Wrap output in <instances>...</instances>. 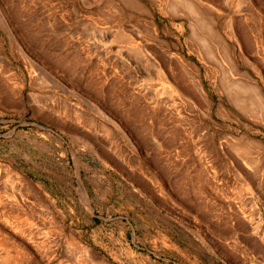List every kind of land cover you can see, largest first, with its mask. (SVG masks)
<instances>
[{
    "label": "rangeland",
    "instance_id": "rangeland-1",
    "mask_svg": "<svg viewBox=\"0 0 264 264\" xmlns=\"http://www.w3.org/2000/svg\"><path fill=\"white\" fill-rule=\"evenodd\" d=\"M189 1L0 0V264H264V0Z\"/></svg>",
    "mask_w": 264,
    "mask_h": 264
},
{
    "label": "bare ground",
    "instance_id": "bare-ground-1",
    "mask_svg": "<svg viewBox=\"0 0 264 264\" xmlns=\"http://www.w3.org/2000/svg\"><path fill=\"white\" fill-rule=\"evenodd\" d=\"M183 3H185V5H186V7H187V9L186 10H188L189 11V13H193V14H195V11H196V8H195V6H193L192 4H191V1H189V0H181ZM194 1V0H193ZM133 3H134V1H133ZM197 3V2H196ZM137 5V4H136ZM138 6V5H137ZM140 7V6H139ZM187 12V11H186ZM107 42L108 41H106V42H104V44H107ZM130 42V41H129ZM131 46V45H130ZM54 50H55V48H54ZM114 51H116L117 53H118V55L120 54L121 55V58H123V59H127L128 61H129V64H135L136 66H137V69H138V72L140 73V74H143L144 73V71H145V65H146V61H147V58H146V55L145 54H143L142 52H140V51H138L137 49H133V48H128L127 50H126V52H123V49H122V47L121 46H119V47H115L114 48ZM58 54V53H57ZM119 55V56H120ZM49 56V55H48ZM53 56V55H52ZM50 58V57H49ZM59 58V57H58ZM55 59V58H54ZM72 59V58H71ZM57 62V61H56ZM60 63H62V62H60ZM50 64V63H49ZM65 64V63H64ZM63 64V65H64ZM69 65V64H68ZM51 67H53V66H51ZM56 68V67H55ZM69 70V69H68ZM47 75V74H46ZM94 76V75H93ZM90 78V77H89ZM239 80V79H238ZM95 81V80H94ZM245 81V80H244ZM96 83V82H95ZM244 84H245V82H244ZM248 83L246 82V84H245V86H244V88H245V92H246V94L248 93L249 95H251V97H255L256 96V92L257 91H255V87L253 88V84L254 83H250L251 85H247ZM88 85H90V84H88ZM196 85V84H195ZM255 85V84H254ZM85 86V85H84ZM92 86V85H91ZM94 88V87H93ZM89 89V88H88ZM110 89V88H109ZM85 90V89H84ZM107 90V89H106ZM199 91V90H198ZM106 92V91H105ZM110 94V93H109ZM245 96H247V95H245ZM102 97V96H101ZM107 98V97H106ZM112 99V98H111ZM253 99H255V98H253ZM108 100V99H107ZM113 100V99H112ZM251 101V100H250ZM108 102V101H107ZM111 103V102H110ZM112 104V103H111ZM110 106V105H109ZM243 106V105H242ZM110 109V108H109ZM262 110L264 111V108H262ZM251 112V111H250ZM242 141V140H241ZM237 142V141H236ZM236 147V146H235ZM238 148V147H237ZM239 150H240V148H238Z\"/></svg>",
    "mask_w": 264,
    "mask_h": 264
},
{
    "label": "crops",
    "instance_id": "crops-1",
    "mask_svg": "<svg viewBox=\"0 0 264 264\" xmlns=\"http://www.w3.org/2000/svg\"><path fill=\"white\" fill-rule=\"evenodd\" d=\"M208 54H209L208 56L205 55L206 58H208L209 60L213 61L214 64L221 65V62L217 60V57H216L214 51H213V53H212V51H209Z\"/></svg>",
    "mask_w": 264,
    "mask_h": 264
}]
</instances>
